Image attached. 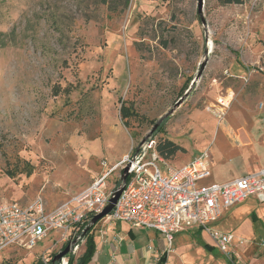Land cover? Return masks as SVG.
<instances>
[{
  "label": "rangeland",
  "instance_id": "1",
  "mask_svg": "<svg viewBox=\"0 0 264 264\" xmlns=\"http://www.w3.org/2000/svg\"><path fill=\"white\" fill-rule=\"evenodd\" d=\"M202 17L205 26L197 0H0V205L39 198L51 210L88 188L134 153L205 53L195 87L152 137L184 149L168 161L176 169L208 151L203 184L264 168V0H203ZM118 184L116 171L105 192ZM252 200L209 225L246 246L233 245L227 257L204 230L184 231L171 245L160 237L165 252L156 264H264L256 231L264 234V207ZM57 238L31 252L0 251V264L52 261ZM148 246L154 254L157 244Z\"/></svg>",
  "mask_w": 264,
  "mask_h": 264
},
{
  "label": "built area",
  "instance_id": "2",
  "mask_svg": "<svg viewBox=\"0 0 264 264\" xmlns=\"http://www.w3.org/2000/svg\"><path fill=\"white\" fill-rule=\"evenodd\" d=\"M155 146L156 138H149L137 154L134 151L131 156H124L88 188L51 210L46 209L39 198L26 205L1 204L0 251L15 248L31 252L55 233L58 238L53 242L61 247L74 243L68 255H77L85 241V229L108 205L112 192L117 188L114 185L105 192V179L117 171L119 181L122 170L127 166V178L112 211L91 230L99 222H122L131 228L152 230L171 245L174 235L200 229L227 257L230 247L244 245L246 242L234 239L230 233L211 231L209 225L249 198L264 203V169L225 184H203L210 177L211 157L208 151L176 169L157 154ZM157 163L164 166V173ZM66 260L65 257L61 261L67 264ZM43 263L52 264L47 259Z\"/></svg>",
  "mask_w": 264,
  "mask_h": 264
},
{
  "label": "crops",
  "instance_id": "3",
  "mask_svg": "<svg viewBox=\"0 0 264 264\" xmlns=\"http://www.w3.org/2000/svg\"><path fill=\"white\" fill-rule=\"evenodd\" d=\"M228 129L231 130V128H226V131H228ZM229 133H233V132H229ZM199 154H197V155H199ZM197 155H195V156H197ZM195 156H193V157H195ZM192 158H190V160ZM261 169H264V168H261ZM261 169L255 170V171L250 172V173H257ZM247 174H248V172H247ZM237 178H240V177H236V178L230 179L226 182L219 183V184H225V183H228V182H230L234 179H237ZM205 181H203L202 183H204ZM205 184H207V183H205ZM249 199H253L252 200L253 202L256 201V203L258 205H261L260 207H264V203L257 202V200L255 198H249ZM248 200H246L245 202H243L241 204L246 203ZM226 212H224L222 214V216ZM251 214L254 215V219H256V221H253ZM244 215L245 214L243 213V216H242L243 219L245 218ZM221 219L222 218H220L218 221H220ZM248 221H250L251 225L254 226L255 229L257 228L259 218L257 217L255 212H251L248 215L247 222ZM244 222H246V221H244ZM250 223L248 224L249 226H250ZM111 224H112V226H110ZM111 224H103V223L100 225L98 224L89 232V236H92L94 238V242H95V253H94L92 260L89 264H156L159 255H164L165 244H164L163 240L160 238L162 236L159 235L158 233H156L152 230L131 228L128 224L122 223V222L111 223ZM98 226H100V227H98ZM249 228H250L249 234L246 237H249L251 235L250 234L251 233V227H249ZM237 229H238V227L235 228V234H236ZM190 231L191 232H198V231H200V229H195V230H190ZM240 231L241 230L239 229V232ZM256 231L258 233V237L260 238V240L261 241L264 240V239H262L263 238L262 235H264V234L259 232L257 229H256ZM226 233H229V232H226ZM237 236H240V235H237ZM240 237H242V236H240ZM150 241L155 242L157 244V247H156V250L154 251V254H150L148 252L150 250V247L148 246V243ZM84 244H85V241L83 244H81L83 246L82 250H81L82 253L85 250ZM246 244H247V242L243 246H246ZM166 245H167V242H166ZM204 250H207V249H204ZM9 251H11V252L21 251L22 252L23 250L10 248ZM81 251H79V252L81 253ZM161 258H162V256L159 258V260Z\"/></svg>",
  "mask_w": 264,
  "mask_h": 264
},
{
  "label": "water",
  "instance_id": "4",
  "mask_svg": "<svg viewBox=\"0 0 264 264\" xmlns=\"http://www.w3.org/2000/svg\"><path fill=\"white\" fill-rule=\"evenodd\" d=\"M202 4H203V0H197V12H198V15L200 17V21L202 23L203 26H205V20L204 18L202 17ZM206 61H207V53H205V58L200 66V69L196 75V77L193 79V81L190 83L188 89L184 92L183 96L180 97L177 102L174 104L173 108L171 110H169L166 114H164L161 118H159V120L153 125L152 129L150 130L148 136L137 146V148L135 149V154L138 153V151L140 150V148L142 147V145L149 139L152 137L153 133L156 131V129L161 125V123L167 119L169 116H171L173 114V112L178 109L184 102V100L189 96V93L192 91V89L195 87L197 81L200 79L201 75H202V72L204 70V67H205V64H206ZM127 173H128V166L125 167L122 172H121V175H120V178H119V185L117 186V188L112 192L111 194V197L109 199V202H108V205L104 208V210L96 215L90 222V225L85 229L84 231V236L87 234L88 231L91 230V228L98 222L100 221L102 218H104L106 215H108L115 203L117 202L120 194H121V191H122V188H123V185L125 183V180L127 178ZM74 245V243L72 245H67L64 250L60 251L59 253H57L53 259H52V264H61V260L67 256L70 251H71V247Z\"/></svg>",
  "mask_w": 264,
  "mask_h": 264
},
{
  "label": "trees",
  "instance_id": "5",
  "mask_svg": "<svg viewBox=\"0 0 264 264\" xmlns=\"http://www.w3.org/2000/svg\"><path fill=\"white\" fill-rule=\"evenodd\" d=\"M218 2L222 5H229V4L240 5V4H242L243 0H218ZM124 4L127 5L128 0H124ZM111 9H112L111 11H115L116 8L114 6H112ZM1 37H2V33H0V48L3 46L2 42H1ZM121 116L123 119H126L129 116L128 110L124 107L121 108ZM162 123H161V125H162ZM161 125L156 129V131L153 133V135L158 133V130L161 128ZM155 151L157 152V154L161 158H163L166 161H169L172 158V156H174L177 152H183L184 149L181 148L180 146L174 144L170 140L160 141V140L156 139ZM251 215H252L251 217H252L253 221H256V219H254V215L253 214H251ZM90 231H88L87 234L85 235V244H84L85 250H84V252L79 257H77L76 259L72 255L65 256L67 258V264H89L91 262L92 257L95 253V242H94V238L92 236H89ZM198 233H199V231H198ZM64 248L65 247L63 246L61 248V251L64 250ZM204 248L209 250L208 246H204ZM51 257L53 258V255ZM33 264H44V263L42 261H37Z\"/></svg>",
  "mask_w": 264,
  "mask_h": 264
},
{
  "label": "bare ground",
  "instance_id": "6",
  "mask_svg": "<svg viewBox=\"0 0 264 264\" xmlns=\"http://www.w3.org/2000/svg\"><path fill=\"white\" fill-rule=\"evenodd\" d=\"M225 105V104H224Z\"/></svg>",
  "mask_w": 264,
  "mask_h": 264
}]
</instances>
